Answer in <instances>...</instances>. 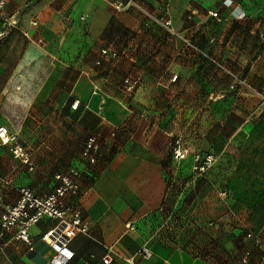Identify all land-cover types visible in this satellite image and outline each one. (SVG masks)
<instances>
[{
  "label": "crops",
  "instance_id": "obj_1",
  "mask_svg": "<svg viewBox=\"0 0 264 264\" xmlns=\"http://www.w3.org/2000/svg\"><path fill=\"white\" fill-rule=\"evenodd\" d=\"M114 1L4 8L0 127L36 168L0 142V214L18 188L53 192L54 174L75 168L81 192L71 201L90 235L72 239L68 264H104L107 254L110 264H264V102L247 85L231 90L226 71L264 94V0H138L122 10ZM126 78L138 80L130 97ZM242 108L255 111L245 128ZM94 134L102 155L87 167L82 149ZM177 137L192 148L183 160L173 155ZM196 153L219 159L190 181ZM58 221L44 216L31 243L8 229L0 264H48L54 250L41 236ZM143 247L151 256L139 255Z\"/></svg>",
  "mask_w": 264,
  "mask_h": 264
},
{
  "label": "built area",
  "instance_id": "obj_2",
  "mask_svg": "<svg viewBox=\"0 0 264 264\" xmlns=\"http://www.w3.org/2000/svg\"><path fill=\"white\" fill-rule=\"evenodd\" d=\"M9 0H0V17L4 8L6 7ZM114 7L118 10L127 9L129 7L138 6V0H115ZM234 0H224L225 6H233ZM194 13V12H193ZM193 15V14H192ZM209 15L213 18L220 17L218 10H210ZM244 15L243 12L240 13ZM157 19V18H156ZM163 23L167 28L173 30L171 19H157ZM5 25V24H4ZM16 25V21H10L5 25L8 29L9 26ZM6 30L0 31V40L4 36ZM102 55L104 57L111 55L117 56L116 52H111L107 49H103ZM216 65L220 68L225 69L217 61L213 60ZM100 63V62H98ZM226 70V69H225ZM232 77L230 83V89L235 90L238 86L247 85L258 94L260 92L252 87L248 82L232 73L230 70H226ZM173 79H176L174 76ZM138 84L137 79L126 78L123 81L122 88L124 89L127 97L132 96L134 89ZM262 94V93H261ZM263 95V94H262ZM264 99V95H263ZM79 102H75L73 108L77 109ZM0 142L1 144L9 146L11 152L15 157L19 158L23 163L29 166V170L33 171L36 168V163L32 159L31 152L26 146H23L18 140L17 134L11 133L7 126L0 127ZM101 144L97 135H90L87 137L83 149L82 156L87 163V167L96 164L102 153ZM191 149L183 138L177 137L173 145V155L176 160L185 159ZM217 160V157L213 154H206L202 156L200 153L194 155V164L192 166L193 178L205 176L207 171L210 169L212 164ZM83 172L81 170L71 168L67 172H57L54 174L57 180V185L53 192L39 194L34 189L28 187L18 188L20 196L18 200L11 205H4V208L0 214V244L5 236V232L8 229H14L16 231V237L20 238L28 243H31L30 231L39 223L44 217H52L59 220L57 224L45 232L41 238L47 242L54 250V255L49 260L48 264H68L69 260L74 255V250L70 248V242L78 234L90 235V224L83 217L82 209L79 205L72 202L74 198H77L81 192L80 180ZM5 185H11L7 178L2 177ZM1 204V203H0ZM257 238V242H259ZM139 255L148 257L151 256V251L147 247H143L138 251ZM112 257L107 254L103 258L104 264H110ZM247 260L244 259L243 262ZM126 262L134 264L132 259H126Z\"/></svg>",
  "mask_w": 264,
  "mask_h": 264
},
{
  "label": "rangeland",
  "instance_id": "obj_3",
  "mask_svg": "<svg viewBox=\"0 0 264 264\" xmlns=\"http://www.w3.org/2000/svg\"><path fill=\"white\" fill-rule=\"evenodd\" d=\"M192 14H194L193 12H192ZM191 14V16H193ZM260 95L262 96V99H263V95L261 94V92H260ZM263 102H264V99H263ZM242 112L240 113V115H241V117H240V119H241V125H242V127H248L247 126V124L251 121V119H252V117L255 115V111H252V110H250V108H242V110H241ZM182 138V137H181ZM176 139V138H175ZM183 140H184V138H183ZM187 144H189L186 140H184ZM189 147H190V149H192L191 148V145L189 144ZM191 152V151H190ZM201 154V153H200ZM206 154H212V153H206ZM206 154H201L202 156H204V155H206ZM195 155V154H194ZM213 155H215L216 157H217V160L213 163V164H215L217 161H218V159H219V157L216 155V154H213ZM193 162H192V166H193V164H194V157H193V160H192ZM212 164V165H213ZM208 172V171H207ZM194 172L192 171V174H193ZM206 176V175H205ZM199 178V177H198ZM197 177L196 178H193L192 177V175H191V177H190V181H196L197 179H198ZM224 194V193H223ZM225 195V194H224Z\"/></svg>",
  "mask_w": 264,
  "mask_h": 264
},
{
  "label": "trees",
  "instance_id": "obj_4",
  "mask_svg": "<svg viewBox=\"0 0 264 264\" xmlns=\"http://www.w3.org/2000/svg\"><path fill=\"white\" fill-rule=\"evenodd\" d=\"M256 241H257V239H256Z\"/></svg>",
  "mask_w": 264,
  "mask_h": 264
}]
</instances>
